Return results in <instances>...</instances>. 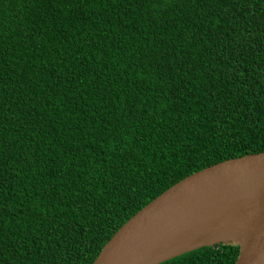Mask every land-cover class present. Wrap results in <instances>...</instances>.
I'll return each instance as SVG.
<instances>
[{"label": "trees", "instance_id": "1", "mask_svg": "<svg viewBox=\"0 0 264 264\" xmlns=\"http://www.w3.org/2000/svg\"><path fill=\"white\" fill-rule=\"evenodd\" d=\"M263 150L264 0H0V264H92L170 185Z\"/></svg>", "mask_w": 264, "mask_h": 264}, {"label": "water", "instance_id": "2", "mask_svg": "<svg viewBox=\"0 0 264 264\" xmlns=\"http://www.w3.org/2000/svg\"><path fill=\"white\" fill-rule=\"evenodd\" d=\"M220 243L239 247L233 264H264V150L179 179L124 222L92 264H159Z\"/></svg>", "mask_w": 264, "mask_h": 264}]
</instances>
